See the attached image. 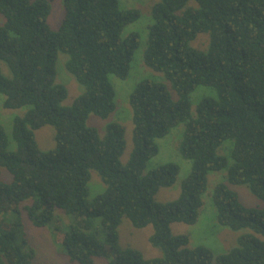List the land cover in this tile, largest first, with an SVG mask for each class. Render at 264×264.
Here are the masks:
<instances>
[{
	"label": "trees",
	"instance_id": "trees-1",
	"mask_svg": "<svg viewBox=\"0 0 264 264\" xmlns=\"http://www.w3.org/2000/svg\"><path fill=\"white\" fill-rule=\"evenodd\" d=\"M194 1L196 7H187ZM59 28L48 25V0H0V60L12 77L0 71V94L7 110L29 109L12 123L15 150L0 124V215L18 218L9 228L0 220V264H33L35 250L14 228L25 214L37 228H46L59 209L75 216L77 225L60 239L71 264H264V205L246 207L229 185L245 186L264 203V0H160L152 7L144 63L160 73L167 86L150 79L132 90L133 149L126 164L125 130L106 126L105 135L87 125L90 115L108 119L115 110L110 77L125 80L131 70L140 37H123L126 27L141 17L137 9L122 10L120 0H63ZM209 37L206 50L192 47L199 35ZM58 52L69 59L67 70L84 88L71 107H62L67 89L56 83ZM211 87L216 98H204L191 112V94ZM183 124L179 144L182 158L191 162L179 197L155 200L160 189L177 180L175 163L146 172L159 153L157 140ZM55 129L53 149L39 148L36 132ZM234 142L232 163L218 154ZM223 174L212 201L216 221L239 232L238 245L215 257L205 247L190 248L187 236H175L174 223L195 225L211 173ZM96 172L106 189L92 201L89 182ZM26 201L29 203L23 204ZM127 218L137 229L153 227L150 244L160 258L145 259L133 248L119 247V227ZM99 219L105 242L91 233ZM12 230V231H9ZM20 242V243H19Z\"/></svg>",
	"mask_w": 264,
	"mask_h": 264
},
{
	"label": "rangeland",
	"instance_id": "rangeland-1",
	"mask_svg": "<svg viewBox=\"0 0 264 264\" xmlns=\"http://www.w3.org/2000/svg\"><path fill=\"white\" fill-rule=\"evenodd\" d=\"M52 6V11L48 19L49 27L56 31L62 21L64 15L63 0H48ZM160 0H120V8L122 10L137 9L141 13L138 21L128 25L123 32V37L126 38L132 33H137L140 37V45L133 57L131 70L125 80L111 76L110 81L115 91V110L104 120L95 115H90L87 121L89 127L95 128L100 137L103 138L106 131V126L110 123H118L125 130V150L122 155V162L126 164L130 158L133 149V123L132 109L129 103V97L134 87L141 81L150 79L167 86L174 100H177V95L171 88V85L165 80L160 73L148 68L144 63V52L148 39V28L154 23L152 17V7ZM194 1H190L187 7H196ZM4 18L0 15V26L3 25ZM209 37L205 34L199 35L198 39L191 45L194 48L206 50L209 42ZM69 57L58 52L56 60V83L64 86L67 89V98L62 102V107H71L74 101L84 92V88L79 85L74 76L67 70L66 63ZM0 71L2 74L11 78V72L7 65L0 60ZM216 91L211 87H199L190 96L192 115L196 114L198 104L204 98H216ZM5 96L0 94V124L4 127L9 139V150H15V143L12 139V123L15 117L23 116L28 107L18 110H7L3 107ZM184 125L171 130V132L162 139L157 140L159 153L152 158L146 168V172L155 169L161 165L175 163L179 167V173L176 183L171 188L160 189L155 197L158 203H167L176 200L180 195L181 184L191 171V162L182 158L179 152V144L184 133ZM36 139L39 148L47 151L55 148V129L52 126H45L36 132ZM234 142L228 140L218 149V154L228 158L232 163L231 150ZM223 174L211 173L208 179V188L203 196V207L201 209L198 221L195 225H186L183 223H174L171 226L173 235L187 236L189 238V247H205L212 251L215 257L223 255L237 247L238 237L245 233H251L250 230H242L239 232L232 231L229 228L222 227L216 221V212L212 201V193L214 187L219 182H226ZM0 180L10 183L12 176L6 169H1ZM239 196L241 202L249 208H258L264 205L263 202L254 197L249 189L245 186L229 185ZM90 195L88 201H92L97 195L103 193L106 189L105 184L101 181L96 172H91L89 182ZM29 203L26 201L23 204ZM56 219L46 228L35 227L25 214L19 216L22 222L20 226L14 228L17 240L22 241L25 237L30 246L36 252V258L33 264H71L65 255L60 239L69 231L70 227L77 225L78 220L75 216L56 209ZM18 217L14 213L0 215V220H5L9 228ZM12 231V230H9ZM90 233L99 241L105 242L106 234L100 224V220H95V225ZM153 234V227L137 229L132 223L124 218L119 227V247L121 249L133 248L142 253L145 259H155L161 257V252L154 248L149 238ZM19 242V243H20ZM106 259H97L95 264H107Z\"/></svg>",
	"mask_w": 264,
	"mask_h": 264
}]
</instances>
